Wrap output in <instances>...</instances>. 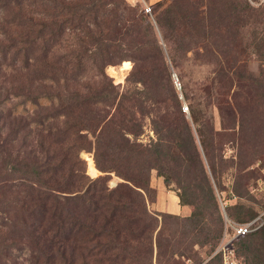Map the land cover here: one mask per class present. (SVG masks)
Listing matches in <instances>:
<instances>
[{"label": "trees", "instance_id": "obj_1", "mask_svg": "<svg viewBox=\"0 0 264 264\" xmlns=\"http://www.w3.org/2000/svg\"><path fill=\"white\" fill-rule=\"evenodd\" d=\"M103 1L86 0L78 3L75 0L72 6L82 10V13L76 15L80 24L94 23L101 27L107 15L103 11L106 4ZM16 3L23 5L18 0H0V8L2 7L4 12L12 4L16 7ZM59 6L56 4V7ZM233 6L235 5L231 4L234 16L237 12L241 14V9H238V6L234 9ZM231 14L217 15L216 21H212L220 24ZM187 18L177 16L173 8H167L162 16L155 19L166 45V54L171 67H176L177 55L187 54L200 38L206 36L208 44H211L217 56L213 61L219 66L216 72L217 82L219 84L222 82L221 86L229 82L233 83V78H239L240 63L236 57L238 29H232L225 35L210 28L212 33H209L203 24L195 34V27L190 18ZM204 19L205 17L202 16V23ZM3 20L2 30H4L6 43L0 45L1 57L6 60L11 54V64L19 60L21 62L19 71L28 73L23 74L26 83H21L22 80L16 81L19 83V89L15 96H23L34 104L37 118L32 119L31 122L18 120L11 134L2 138L1 133L6 129L5 121H10L14 116L11 110H0V122L2 121L0 125V179L4 182L2 187H6L7 193L12 194L13 189H17L18 194L24 192L25 195H22L24 202L21 205L20 199L16 200L14 195V206L16 209L21 208L18 215L22 224L29 228L27 232L38 239H42L45 235L49 236V240L44 241L38 251L43 254L56 250L61 258L67 257V263L74 264L78 256L83 258L93 255L94 252L105 256L112 250L118 249L121 253L115 254L116 260L122 262L126 259H134L133 262L136 263V255H128L126 246L123 245L127 241L125 237L121 240V237L125 232L131 238L143 236L152 224L144 220L145 218L143 219V214L152 221H156L154 216L146 210L145 195L149 191L151 169H155L158 176L163 177L166 186L172 182L177 184V196L181 205L192 206L190 215L186 217L160 214L161 217L181 221L183 233L189 236L194 244L209 242L216 244L222 235L223 219L214 187L221 191L218 176L227 168V163L232 159L227 158L223 146L215 142V136L219 133L212 126V116L198 117L197 109L193 104L187 106L190 120L182 113L178 95L172 87L166 59L162 55L163 49L158 41L155 40L153 47L161 65L159 69L163 71L161 79L154 75L155 69L152 68L147 79L139 81L140 89L116 90V84L110 79L108 81L103 68L114 62V58L119 56L122 48L120 44L106 43L101 44L97 47L98 51L94 52L96 58H93V63L101 70L103 81L98 87L93 88L88 82H80V76L86 69L85 63L57 61L50 64L47 62L48 48L45 45L46 42L42 40L45 35V24L35 22L40 27L32 31V26H34L32 18L18 12L16 15H6ZM140 20L145 25V29L153 34L152 25L145 22L143 17ZM9 26L18 29L17 35H5V31L8 32L6 28ZM200 32L203 34L198 38ZM99 36L102 35L99 34ZM41 40L42 45H40ZM137 50L139 51L140 47ZM153 55L149 53L144 58ZM218 56L226 58V63L223 64ZM54 71H59L62 75L54 74ZM177 75L181 84L182 96L185 99L189 98L186 87L181 82V76ZM131 77L135 78V70L130 72L126 80H131ZM76 84L85 88L86 93L81 95L75 91L69 93L68 97L61 95V90L67 91L69 86L75 88ZM167 94L173 96L171 98L173 102L169 107L165 104L162 110ZM206 98L207 96L204 98V103L207 105L208 99ZM41 99L48 100L49 104L57 100L60 110L40 116V111H44L47 107L43 106L45 104L41 102ZM3 101L1 100L0 104ZM125 102L129 103V106L125 105ZM99 104L113 106L114 113H111L110 118H102L100 115L97 117L92 114L89 110L90 105ZM171 106H175L177 114L171 113ZM134 108L146 114L150 120L153 136L149 137L146 142L139 141L137 138L143 129L136 118ZM217 108L222 124L223 111H227L230 121L229 129H231L236 124V119L230 105L227 107L217 105ZM60 114L64 117H71L75 114V117L71 123L67 119L63 121L65 131L50 143L49 149L51 146H56L58 150L55 149L51 153L44 144V140H39L27 155L22 156L21 146L18 148L14 146L17 134L22 127L34 125L36 129H47L49 134L51 130L45 127L44 120L56 118ZM38 134L42 135L40 131ZM70 135L73 137L72 142L67 141ZM73 150L76 151V157L81 150L93 151L99 170L104 173L115 172L123 182L117 185L118 188L109 190L103 178L86 181L88 177L84 171H81L80 177L75 179L77 182H74L76 186L74 194L64 198L67 203H70L69 208L61 207L60 192L71 190L68 186H73V182H67V187H59V185L52 187L50 182L53 175L66 169V161L70 159L67 152H73ZM202 157L206 160L209 174ZM94 166L97 167L95 163ZM93 168L92 171L95 172ZM237 187V182L234 181L232 190L240 196L236 190ZM132 194L136 195L135 203L142 207L141 213L134 209ZM51 201L53 202L49 205ZM28 202L30 206H35L27 212L29 222L25 216ZM125 214L129 216L125 217ZM47 218L49 219L48 225L45 224V221H48ZM23 225L22 229H24ZM259 229L264 232V224ZM148 237L151 238L152 235L146 236ZM243 238L244 236L237 240L239 247L236 251L241 250L247 256L248 260L245 264H260L254 242ZM46 258L52 260L53 255L48 254ZM110 259L114 258L107 256L105 260L108 262ZM212 259L218 260L219 264L218 255L211 257ZM35 263H37L36 260Z\"/></svg>", "mask_w": 264, "mask_h": 264}, {"label": "rangeland", "instance_id": "obj_2", "mask_svg": "<svg viewBox=\"0 0 264 264\" xmlns=\"http://www.w3.org/2000/svg\"><path fill=\"white\" fill-rule=\"evenodd\" d=\"M18 1L23 5L16 3V7H14L12 4L4 12L2 7L0 8V45L6 43L3 35L4 30H2L3 18L8 14L10 16L16 15L17 12L29 16L34 23L32 31L40 27L35 22L45 24V35L42 40L46 42L45 45L48 48L47 62L50 64L57 61H70L72 63L81 61L85 63L86 69L80 76V82H88L93 88L98 87L103 81L101 70L93 63V58H96L94 52L98 51L97 47L106 43L120 44L122 48V52L114 58V62L103 68L108 81L110 79L116 84V90L140 89L139 81L147 79L152 68L155 69L154 75L161 79L163 71L161 72L159 69L161 65L153 47L155 40L158 41L159 46L163 49L162 55L166 59L172 87L178 95L182 113L190 120V112L187 106L193 104L197 109L198 117L201 118V115L207 118L212 116V126L219 133L215 136V142L222 145L225 156L232 159L227 163V168L218 176L221 191L214 187L223 219L222 235L216 244L215 242L194 244L189 236H185L183 233L181 221L161 217L160 214L178 215L180 217H186L190 214H174L171 210L157 208L158 205H160L158 207H163L168 201H176L174 198L158 196V181L162 184L163 190L166 189L176 194L178 193V186L175 182L166 186L163 177L158 176L155 169L150 170L149 191L145 195L146 210L154 216L156 221H152L143 214V219L145 218L144 220H147L148 223H152L143 236L131 238L125 232L121 237V240L125 237L127 241L123 245L126 246L128 255H136L137 264H218V260H211V255L224 239H230L234 236L232 226L246 224L255 219H258V222L255 223L256 226L260 224L261 227L264 224V0H104L103 3L106 4L103 11L107 15L101 27L94 23L80 24L76 15L82 13V10L72 6L75 4V0ZM77 1L80 3V1L86 0ZM56 4L60 6L56 7ZM231 4L235 5L233 6L234 9L238 6V9H241V14L237 12L234 16ZM148 8L149 11L146 12ZM167 8H173L177 16L185 19L189 17L195 27V34L203 24L209 33H212L210 28L225 35L232 29H238L236 57L240 63L238 67L239 78H233V83L229 82L224 86L220 85L222 82L220 84L217 82L216 72L219 70V66L213 62L217 56L211 44H208L206 36L200 38L187 54L177 55L176 67H171L166 54V45L155 21L156 18L162 16ZM227 13L232 14L223 19L222 23L212 21H216L217 15L224 16ZM202 16L205 17L204 23L201 21ZM141 17L145 19V22L152 25L153 34L145 29V25L141 23ZM6 29L8 32L5 31V35H17L18 29L16 27L9 26ZM99 34L102 36L100 37ZM202 34L200 32L197 37H201ZM42 40L40 45H42ZM138 47H140L139 51L137 50ZM149 53L154 55L144 58ZM11 56L9 54L8 58L3 60L0 54V101L6 99L0 104V110H11L14 116L10 121H5L6 129L1 133L2 138L11 134L18 120L31 122L32 119L37 118L34 110L35 105L23 96H15L17 89H19V83L16 81L22 80L21 83H26L23 74L28 73L19 71L21 64L19 60L11 64ZM218 58L223 64L227 61L222 56H218ZM132 70H135V78L131 77V80H126ZM53 73L62 75L59 71ZM173 73L176 74L177 81L174 80ZM177 74L181 76V82L185 85L189 98L185 99L182 96L181 84ZM75 91L81 95L86 93L85 88L76 84L75 88L69 86L67 91L61 90V95L68 97L70 96L69 93ZM206 96L207 105L204 103ZM172 97L171 94L165 96L162 110L165 104L167 107L172 104ZM41 102L45 104L43 106L47 107L44 108V111H40V116L60 110L57 100H54L53 105L49 104L46 99H41ZM125 105L129 106V103L125 102ZM217 105L223 107L230 105L236 119V124L231 129H229L230 121L227 111H223L222 124ZM90 106L89 110L97 117L100 115L102 118H110L114 111L111 104ZM133 110L143 129L137 138L139 141L146 142L149 137L153 136L150 120L146 114L140 113L136 108ZM170 111L173 115L177 114L175 106H171ZM75 114L71 117H64L60 114L56 118L44 120L45 127L51 130L49 134L45 128L36 129L34 125L23 126L17 134L14 146L16 148L21 146L22 156L27 155L39 140H44V144L51 153L55 149L58 150L56 146H51L49 149V145L55 138L61 136V132L63 134L65 131L66 127L63 121L67 119L71 123ZM39 131L42 135L38 134ZM67 138L69 139L67 141H73L71 135ZM75 153V150L67 152L70 159L66 161V169L53 175L50 182L52 187H55L54 185L67 187V182H73V186H68L71 190L60 192L59 204L64 208H69L70 203H67L64 198L74 194L76 187L74 182L80 177L81 171L87 175L86 181L103 178L109 190L118 188L117 185L123 182L115 172L104 173L99 170L94 160L93 151L81 150L78 157ZM202 160L209 174L205 158L202 157ZM93 162L97 167L94 166ZM93 167L95 172L92 171ZM151 175L153 176L152 182ZM156 179L158 183H156ZM234 181L237 182L236 190L240 196H237L236 192L232 190ZM3 184L4 182L0 179V264H69L67 257L61 258L59 254L57 255L56 250L43 254L38 251L43 242L49 240V236L45 235L42 239H38L27 232L29 228L22 224L18 215L21 208L16 209L14 206V195L16 200L20 199L21 205L24 202L22 195L25 194L24 192L18 194L17 189H13L12 194L7 193L6 187H2ZM132 197L134 209L141 213V205L135 203L136 195L132 194ZM52 202H49V205ZM32 208L35 206H30L28 202L25 208V216L28 222L30 220L27 212ZM189 208L191 213L192 206L189 205ZM128 216L129 214H125V217ZM47 220L45 224L48 225L49 219L47 218ZM120 224L123 225V223ZM22 225L24 229H22ZM132 229L134 228L132 227ZM148 235H152V237L146 238ZM238 239H234L235 251L239 247L237 245ZM243 239L254 242L258 261L260 264H264V232L259 229L251 234H246ZM96 253L83 258L78 256L74 264H136L133 262L134 259H126L122 262L116 260L115 254L121 253L118 249L112 250L105 256ZM236 253L240 264H245L248 260L247 256L241 250L236 251ZM48 254L53 255L52 260L46 258ZM107 256L114 259L106 262Z\"/></svg>", "mask_w": 264, "mask_h": 264}, {"label": "built area", "instance_id": "obj_3", "mask_svg": "<svg viewBox=\"0 0 264 264\" xmlns=\"http://www.w3.org/2000/svg\"><path fill=\"white\" fill-rule=\"evenodd\" d=\"M149 11V8L146 9V12ZM258 219H255L249 223L232 226L234 236L230 239H224L220 245L214 250L211 257L218 255L220 258V264H240L239 257L234 248V239L241 236H245L248 233H251L257 230L260 227L255 225Z\"/></svg>", "mask_w": 264, "mask_h": 264}, {"label": "crops", "instance_id": "obj_4", "mask_svg": "<svg viewBox=\"0 0 264 264\" xmlns=\"http://www.w3.org/2000/svg\"><path fill=\"white\" fill-rule=\"evenodd\" d=\"M152 179H153V176L151 175V182H152ZM159 182V186H158V196H165V197H169V198H174V200L176 201H168L167 203H165L163 205V207H158L160 205L157 206L158 209L162 208V210H171L174 214H184V215H188L190 214V208H189V205H181L179 203V198L177 196L176 193H173V192H170V191H167L166 189H162L161 188V183L160 181ZM157 182V179H156V183Z\"/></svg>", "mask_w": 264, "mask_h": 264}, {"label": "water", "instance_id": "obj_5", "mask_svg": "<svg viewBox=\"0 0 264 264\" xmlns=\"http://www.w3.org/2000/svg\"><path fill=\"white\" fill-rule=\"evenodd\" d=\"M172 76H173L174 80L177 81V76H176V74L173 73ZM176 83H177V82H176ZM177 85H178V87H179V89H180V85H179V83H178Z\"/></svg>", "mask_w": 264, "mask_h": 264}]
</instances>
